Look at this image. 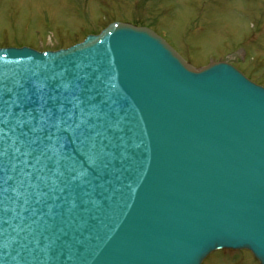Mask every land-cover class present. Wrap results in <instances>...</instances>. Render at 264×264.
Returning a JSON list of instances; mask_svg holds the SVG:
<instances>
[{
  "label": "water",
  "instance_id": "water-1",
  "mask_svg": "<svg viewBox=\"0 0 264 264\" xmlns=\"http://www.w3.org/2000/svg\"><path fill=\"white\" fill-rule=\"evenodd\" d=\"M45 77L93 89L109 146L87 203L38 225L16 134L0 124V264H201L222 249L264 264V87L227 62L194 69L117 22L66 49L0 48V92Z\"/></svg>",
  "mask_w": 264,
  "mask_h": 264
},
{
  "label": "rangeland",
  "instance_id": "rangeland-1",
  "mask_svg": "<svg viewBox=\"0 0 264 264\" xmlns=\"http://www.w3.org/2000/svg\"><path fill=\"white\" fill-rule=\"evenodd\" d=\"M113 21L149 27L194 69L235 63L264 87V0H0V47L55 51ZM201 264L258 262L217 250Z\"/></svg>",
  "mask_w": 264,
  "mask_h": 264
},
{
  "label": "snow or ice",
  "instance_id": "snow-or-ice-1",
  "mask_svg": "<svg viewBox=\"0 0 264 264\" xmlns=\"http://www.w3.org/2000/svg\"><path fill=\"white\" fill-rule=\"evenodd\" d=\"M3 80L8 81L7 77ZM61 88L65 91L61 92ZM92 92L86 82L69 85L57 83L55 77H45L43 83L30 87L19 80L11 81V86L3 85L0 124L10 127L19 142L15 153L23 157L19 161L23 164L20 184L36 204L32 215L39 217L33 223L48 224L46 217L60 214L54 209L63 208L71 214L80 209L81 202L87 203L89 172L103 165L109 146L105 143L109 141L107 130L101 131L100 121L92 119V109L96 106ZM6 93H11V97L6 98ZM14 107L20 111L12 116ZM10 117L14 124L9 123ZM104 119L112 129L109 120ZM7 155L6 150L0 151V156Z\"/></svg>",
  "mask_w": 264,
  "mask_h": 264
},
{
  "label": "flooded vegetation",
  "instance_id": "flooded-vegetation-1",
  "mask_svg": "<svg viewBox=\"0 0 264 264\" xmlns=\"http://www.w3.org/2000/svg\"><path fill=\"white\" fill-rule=\"evenodd\" d=\"M244 60V59H243ZM232 64V63H231ZM233 66H235V63L232 64ZM236 67V66H235Z\"/></svg>",
  "mask_w": 264,
  "mask_h": 264
}]
</instances>
